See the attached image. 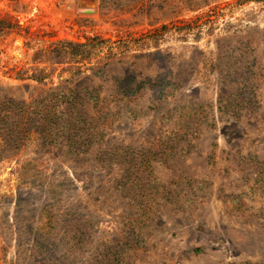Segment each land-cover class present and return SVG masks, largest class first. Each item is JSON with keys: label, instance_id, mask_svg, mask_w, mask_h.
<instances>
[{"label": "rangeland", "instance_id": "obj_1", "mask_svg": "<svg viewBox=\"0 0 264 264\" xmlns=\"http://www.w3.org/2000/svg\"><path fill=\"white\" fill-rule=\"evenodd\" d=\"M0 20V97L136 92L100 154L0 141V264H264V0H0Z\"/></svg>", "mask_w": 264, "mask_h": 264}, {"label": "trees", "instance_id": "obj_2", "mask_svg": "<svg viewBox=\"0 0 264 264\" xmlns=\"http://www.w3.org/2000/svg\"><path fill=\"white\" fill-rule=\"evenodd\" d=\"M10 28L9 24L0 20V35ZM96 41L62 42L50 52L48 59L61 64L68 53L73 57L89 56L88 48ZM106 66L99 62L92 68L94 74H104ZM42 75L43 71H40L33 74L32 79L42 81L49 74ZM117 78L118 82L122 80ZM133 80H127L125 85L120 84L109 98L101 96L99 88H72L66 91L60 87L50 89L43 97L31 101L16 100L7 95L0 97V141L3 148L5 151L19 152L29 142L37 141L39 149L60 147L78 155L94 152L97 144L103 142L106 128L113 124L111 104L118 103V97L130 102L135 99ZM85 104L91 106L89 110ZM97 151L94 153H101L100 149Z\"/></svg>", "mask_w": 264, "mask_h": 264}]
</instances>
